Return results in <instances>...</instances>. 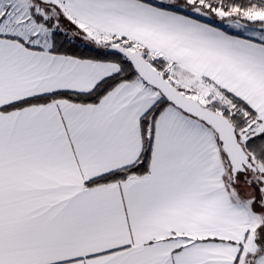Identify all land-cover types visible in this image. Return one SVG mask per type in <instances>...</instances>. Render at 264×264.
Segmentation results:
<instances>
[{
	"label": "snow or ice",
	"instance_id": "obj_1",
	"mask_svg": "<svg viewBox=\"0 0 264 264\" xmlns=\"http://www.w3.org/2000/svg\"><path fill=\"white\" fill-rule=\"evenodd\" d=\"M0 264H264V0H0Z\"/></svg>",
	"mask_w": 264,
	"mask_h": 264
}]
</instances>
